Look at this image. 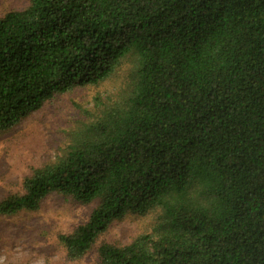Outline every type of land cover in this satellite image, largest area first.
Instances as JSON below:
<instances>
[{"label":"trees","instance_id":"1","mask_svg":"<svg viewBox=\"0 0 264 264\" xmlns=\"http://www.w3.org/2000/svg\"><path fill=\"white\" fill-rule=\"evenodd\" d=\"M133 56L131 89L35 168L0 215L56 192L94 206L59 235L92 249L127 212L150 232L98 264H264V0H30L0 17V131Z\"/></svg>","mask_w":264,"mask_h":264},{"label":"rangeland","instance_id":"2","mask_svg":"<svg viewBox=\"0 0 264 264\" xmlns=\"http://www.w3.org/2000/svg\"><path fill=\"white\" fill-rule=\"evenodd\" d=\"M30 0H0V17L27 7ZM133 56L96 85H75L55 93L7 130L0 131V200L22 192L23 179L38 167L54 162L81 132L83 124L99 116L101 108L117 102L131 89ZM98 199L82 204L52 192L36 210L0 215V264H98L97 247L105 242L126 244L150 232L158 212H127L113 220L91 250L78 258L67 256L59 235L87 220Z\"/></svg>","mask_w":264,"mask_h":264}]
</instances>
